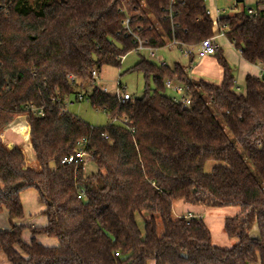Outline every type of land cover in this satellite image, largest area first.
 Wrapping results in <instances>:
<instances>
[{
	"label": "trees",
	"instance_id": "1",
	"mask_svg": "<svg viewBox=\"0 0 264 264\" xmlns=\"http://www.w3.org/2000/svg\"><path fill=\"white\" fill-rule=\"evenodd\" d=\"M223 17L222 30L248 63H264V10ZM129 30L154 49L177 40L197 47L213 36L205 0H0V255L9 264H264V85L248 75L245 93L235 89L233 70L219 50L223 80L194 83L176 63L161 66L146 57L129 73H142L140 99L120 104L95 88L93 109L130 124L92 126L69 112L65 101L93 83V71L120 68L136 48ZM176 80L191 95L185 108L166 94ZM153 85V87L151 86ZM44 108L42 116L27 107ZM20 116L30 127L37 169L25 152L1 140ZM105 136L108 139H105ZM28 136L25 135L24 138ZM97 172L84 164L62 166L79 142ZM208 162H220L210 173ZM36 189L47 224L15 226L25 217L21 193ZM83 194L84 199H79ZM193 207L241 209L225 220L236 240L230 249L213 245L200 217L173 216L174 202ZM144 224L142 231L137 219ZM159 222L163 228L159 235ZM257 225L259 237L251 230ZM58 241L45 247L36 239Z\"/></svg>",
	"mask_w": 264,
	"mask_h": 264
},
{
	"label": "rangeland",
	"instance_id": "2",
	"mask_svg": "<svg viewBox=\"0 0 264 264\" xmlns=\"http://www.w3.org/2000/svg\"><path fill=\"white\" fill-rule=\"evenodd\" d=\"M30 3L35 4L36 0H28ZM264 0H205V6L209 11L219 10L222 13V17L232 16L238 13H241L243 9L247 10L248 8H252L256 10V7ZM224 12V13H223ZM226 43V41H225ZM225 43L223 47V56L226 58L228 64L231 66L233 70V76L235 78L236 88L235 91L238 94L245 93V77L251 71L257 70L256 67L248 64L240 55L239 51L235 47H228ZM194 54L197 51V48L194 49ZM157 58L150 59L146 52L138 53L135 50L130 52L127 56L122 60V64L120 68L106 66L102 68L99 72V77L95 79L93 83H86L82 79H77L79 82L75 84L78 87L77 92L83 95L85 98H88L94 89H107L108 94L111 96H115L119 86L121 85L122 92L125 90L128 94L132 96L133 100L140 99L145 91V79L142 73H129L128 71L136 65L142 57H146L150 59L152 62L156 64H160L159 58H163L166 65L172 67L174 64L179 63L183 68H185L188 72L189 77L192 76L194 83H199L200 81H205L213 84L219 85L222 81V69L218 65L217 56H211L205 59L199 58L197 55L194 56L193 61L183 52L180 51L174 45L170 43L163 49H158L155 51ZM259 68V67H258ZM255 69V70H254ZM252 73V72H251ZM258 77V76H257ZM120 84V85H119ZM153 87V85H151ZM166 94L172 98H174V94L170 91H167ZM77 96H73L68 104L66 105V110L76 116L78 119L92 125L103 127L111 123V117L106 114L104 111L93 109L90 103L85 100L83 102H78L76 100ZM18 117L12 125V137H9L7 140L5 138V143L7 145L11 144V142H16V145H19L23 148L25 152V158L29 160V156L31 154V145L29 137L24 138L22 135H14V130L19 129L21 126L26 125L25 117ZM5 134V132H4ZM21 138V139H20ZM2 140V138H1ZM21 142V143H20ZM15 144V143H14ZM26 164L29 162H27ZM220 162H208L205 166V172L210 173L214 167L220 165ZM27 167V166H26ZM85 174L87 176L92 175L97 172V167L92 160H87L84 164ZM21 201L23 204V208L25 211V217L21 220L15 221V226L17 227H26L23 231V241L25 243H30L32 239V233L30 232V228H40L44 227L47 224V218L43 215L45 210V206L39 202L38 193L36 189L29 188L24 190L21 193ZM185 205L183 202H176L173 209V216L175 219L178 218H191L195 216H189L187 212L184 211ZM189 206V205H188ZM225 210H235L241 211L238 207H229V208H211L207 212L206 216H204L205 223L211 231L213 237V245L220 247L222 249H230L222 246L223 240H227L228 237L224 232V221L230 217H236L231 215V213H227ZM183 213L184 216H182ZM209 212H216L213 216H209ZM237 212V213H239ZM215 215V216H214ZM189 217V218H188ZM138 225L140 229L144 230V224L141 217L137 219ZM0 228H10L8 215L4 211L0 214ZM163 228L159 222V235H162ZM37 241L42 245H45L46 241H58L56 239L48 238L46 236H38L36 237ZM234 240V239H233ZM236 241V240H234ZM47 245V244H46ZM46 247V246H45ZM9 264L5 255H0V264ZM149 264H154L150 262Z\"/></svg>",
	"mask_w": 264,
	"mask_h": 264
},
{
	"label": "built area",
	"instance_id": "3",
	"mask_svg": "<svg viewBox=\"0 0 264 264\" xmlns=\"http://www.w3.org/2000/svg\"><path fill=\"white\" fill-rule=\"evenodd\" d=\"M237 1H241V0H237ZM177 2H178V0H171V5H175V4H177ZM258 9L260 11L264 10V5H261ZM246 12L249 15H253L256 13V10L255 9H247ZM221 13L222 12L219 10H215V11L207 10V14L210 17L212 24H213V36L208 38V39L203 40L199 46L189 47L186 44H183L177 40L170 41L169 43L171 45H174L177 48H179L180 51L183 52L184 55L188 56L189 58H193L195 55H197L199 58L214 56L220 50V46H219V43L217 40H219L220 38L226 37L225 32L222 30V26H221V19L223 18ZM129 24H130V19L127 18L124 22V25H125V28L128 30H129ZM129 34H131V36H133V39L135 41V45H136L135 51L136 52H138V53L146 52L150 59H156L157 58V55L155 53V51L157 49L150 47L148 45L147 41L141 40L131 30H129ZM196 48H197V51L194 54V52H195L194 49H196ZM123 59H124V57L122 58V60ZM159 62H160L159 65H161V66L166 65L163 58H159ZM258 65L262 71V75H261V77H259V79L264 85V63H260ZM92 77L94 80L96 78H98L99 72L96 70L93 71ZM69 80L72 82H75V83L79 82V80L75 79L71 75L69 76ZM164 85H165V88L167 91H170L174 94L173 97H174V100L176 102L183 104L185 108L191 107V98L192 97H191V95L190 96L188 95V91H187L186 86H184L183 84H181L180 82H178L176 80H171V79H167L165 81ZM120 89H121V85L119 86V89L117 90V92L114 96L118 99L120 104H126L127 102L134 101L130 94H128L125 90H123V92H122V90H120ZM100 90L102 92H104L105 94H108L107 89H100ZM76 100L78 102H83L85 100H87L89 102V97L85 98L83 95L78 93ZM69 101L70 100L67 99L65 101V104L67 105ZM26 110H27V112L34 113L38 116H42L43 112H44V108H36L34 106L27 107ZM67 112L68 111L66 110V107H65V109L63 110V113H67ZM111 124L128 125V124H130V122L126 118L120 119V118L116 117V118H112ZM29 135H30V133H28V137H29ZM105 139H108V137L105 136ZM2 142H4V139H2ZM85 148H86V141L79 142L76 152L74 154H72L71 156L64 158L61 161V165L62 166L79 165V164H85L87 160H92L90 155H88L86 153ZM79 199H84V195L81 194L79 196Z\"/></svg>",
	"mask_w": 264,
	"mask_h": 264
},
{
	"label": "crops",
	"instance_id": "4",
	"mask_svg": "<svg viewBox=\"0 0 264 264\" xmlns=\"http://www.w3.org/2000/svg\"><path fill=\"white\" fill-rule=\"evenodd\" d=\"M248 9H252V8H248ZM243 10H245V9H243ZM246 11V10H245ZM218 41V43H219V46H220V50L221 51H223V47L225 46V45H223V43H225V41H226V45L228 46V47H234V45L226 38V37H223V38H220L219 40H217ZM208 57H211V56H208ZM208 57H205V58H208ZM242 57V56H241ZM205 58H201V59H205ZM243 58V57H242ZM193 59H194V57L193 58H190V60L191 61H193ZM246 61V60H245ZM247 62V61H246ZM248 63V62H247ZM248 64H250V63H248ZM250 65H252V66H254V67H256L257 68V70H255V72L254 71H251L250 73H248L247 74V76L248 75H250V76H253V77H255V78H259V77H261V75H262V71H261V68L259 67V65H253V64H250ZM259 67V68H258ZM185 69V68H184ZM186 70V69H185ZM187 71V70H186ZM223 76V75H222ZM246 76V77H247ZM258 76V77H257ZM246 77H245V79H246ZM190 79L193 81V79H192V76H190ZM222 80H223V77H222ZM221 83H222V81H221ZM220 83V84H221ZM244 84H245V82H244ZM22 118H24V117H22ZM25 119V118H24ZM14 125L16 124V123H13ZM12 124V125H13ZM12 125L5 131V134H4V141H5V138H6V140L9 138V137H12L11 135V133H12ZM24 126H26V127H28L29 128V130H28V133H30V127L27 125V123H26V125H24ZM20 128H22V126L20 127ZM19 128V129H20ZM19 129H16V130H14L15 132H17ZM15 132H14V134H15ZM14 134H13V136H14ZM22 138V137H21ZM20 138V139H21ZM23 139V141L25 140V138H22ZM29 139H30V135H29ZM15 143V144H14ZM21 143V142H20ZM11 144H13V145H16V142H11ZM30 158H29V160H27V167H31V168H34V169H37V167H38V165H37V163H36V161L34 160V158H33V151H32V149H31V154H30V156H29ZM177 202H179V201H177ZM181 202H183V201H181ZM175 203L176 202H174V205H175ZM184 204H187V203H185V202H183ZM189 204H187V205H185L184 207H185V209H184V211L185 212H187V214H189V216H195V217H200V218H202L203 220H204V222H205V219H204V216H206V214H207V212L209 211V209H211V208H205V207H193V206H191V205H189ZM227 208H229V207H227ZM173 209H174V206H173ZM219 209V208H218ZM226 209V208H225ZM225 211H228L227 213H231V215L232 216H234L235 214H239V213H237V212H239V211H235V210H225ZM216 212H209L208 214H209V216H213V214H215ZM179 214H182V216H184L183 215V213H180L179 212ZM215 216V215H214ZM189 218V217H188ZM226 220V219H225ZM15 223V222H14ZM224 224H225V221H224ZM225 232V231H224ZM251 236L253 237V238H258L259 237V230H258V226L257 225H255L254 227H253V229L251 230ZM225 235L227 236V234L225 233ZM228 237V236H227ZM213 238V237H212ZM47 243V245L45 244L44 246H46V247H57L58 246V244H57V242L56 241H46ZM235 243H236V241H234L233 239H230V238H228L227 240H223V242H222V246H225V248H232L234 245H235ZM3 264H4V262H3Z\"/></svg>",
	"mask_w": 264,
	"mask_h": 264
},
{
	"label": "bare ground",
	"instance_id": "5",
	"mask_svg": "<svg viewBox=\"0 0 264 264\" xmlns=\"http://www.w3.org/2000/svg\"><path fill=\"white\" fill-rule=\"evenodd\" d=\"M28 130H29V128L28 127H26V126H22V128H20L17 132H15V134L14 135H18V136H25V135H27L28 136ZM21 136V137H22ZM1 138L3 139L4 138V132L1 134Z\"/></svg>",
	"mask_w": 264,
	"mask_h": 264
},
{
	"label": "water",
	"instance_id": "6",
	"mask_svg": "<svg viewBox=\"0 0 264 264\" xmlns=\"http://www.w3.org/2000/svg\"><path fill=\"white\" fill-rule=\"evenodd\" d=\"M14 146L13 144H9V147Z\"/></svg>",
	"mask_w": 264,
	"mask_h": 264
}]
</instances>
